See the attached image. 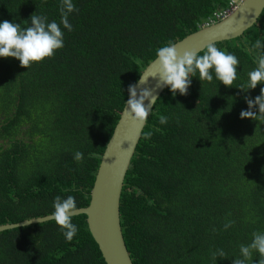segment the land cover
Masks as SVG:
<instances>
[{
	"label": "trees",
	"instance_id": "1",
	"mask_svg": "<svg viewBox=\"0 0 264 264\" xmlns=\"http://www.w3.org/2000/svg\"><path fill=\"white\" fill-rule=\"evenodd\" d=\"M73 2L72 31L63 30L64 47L52 57L29 67L0 57V225L52 214L57 195L86 207L129 86L158 48L200 29L230 0ZM59 6L0 0V21L23 28L35 13L59 24ZM257 39L264 41V12L243 36L215 44L240 61L232 86L193 76L186 95L167 88L155 105L121 197L134 264H233L239 246L264 232V121L240 116L245 97L254 100L264 84L237 87L256 67ZM72 223L71 242L54 220L0 233V264H106L87 217ZM218 249L226 255L213 259ZM259 259L253 251L248 264Z\"/></svg>",
	"mask_w": 264,
	"mask_h": 264
},
{
	"label": "clouds",
	"instance_id": "2",
	"mask_svg": "<svg viewBox=\"0 0 264 264\" xmlns=\"http://www.w3.org/2000/svg\"><path fill=\"white\" fill-rule=\"evenodd\" d=\"M59 11L61 16L59 24L55 20L49 22L46 16L35 13L30 17V26L23 28L15 21H0V57L17 58L24 67L52 57L56 50L64 47L63 30L72 31L73 26L68 17L78 9L73 0H60ZM250 51L256 55V67L247 73V81L237 86L245 92L255 89L258 84H264V41L255 40L250 46ZM155 55L156 61L159 62V83L168 87L173 96L177 93L186 95L193 76H198L202 82H211L215 78L226 86H232L237 79V65L240 64L235 54L222 51L212 43L206 45L203 55L195 49L185 50L181 55L176 44L171 42L158 48ZM152 76L155 77L157 74L152 73ZM143 77L144 75H141V78ZM128 93L126 107L130 109V114L135 121L145 122L152 109L145 104V100L151 99L152 103H155L157 98H153L152 93L147 89L143 90L138 98L135 84L129 86ZM245 100L249 108L241 111V118L250 117L264 121V87H261L260 94L254 100L247 96ZM159 123L167 124L168 117L159 116ZM74 159L80 162L83 159V153L76 151ZM52 207L51 219L60 227L65 240L71 242L78 232L77 226L72 223V217L77 210L75 198L71 195L66 198L57 195ZM231 225V221L226 223L225 230ZM253 251L260 256L258 264H264V232H254L250 244L239 246L240 257L235 258L233 264H248L252 259ZM225 255L222 249L212 253L213 259L225 257Z\"/></svg>",
	"mask_w": 264,
	"mask_h": 264
},
{
	"label": "water",
	"instance_id": "3",
	"mask_svg": "<svg viewBox=\"0 0 264 264\" xmlns=\"http://www.w3.org/2000/svg\"><path fill=\"white\" fill-rule=\"evenodd\" d=\"M264 12V0H243L237 8L225 18L215 23L206 24L200 29L177 41L176 46L182 55L185 50L195 49L198 53L206 50L209 43L217 44L239 38L252 28ZM152 73L157 76L153 77ZM143 78L136 85L137 97L147 89L157 98L145 100L151 113L145 122L135 121L126 103L106 148L96 174L90 201L86 207L77 208L76 214L87 217L88 228L101 249L106 264H134L127 247L121 221V197L126 176L133 158L147 128L148 120L168 87L159 83V62L156 58L143 70ZM129 99V97H128ZM127 99V100H128ZM29 220H31L29 222ZM52 221L51 214L26 219L24 221L0 225V233L19 227Z\"/></svg>",
	"mask_w": 264,
	"mask_h": 264
},
{
	"label": "built area",
	"instance_id": "4",
	"mask_svg": "<svg viewBox=\"0 0 264 264\" xmlns=\"http://www.w3.org/2000/svg\"><path fill=\"white\" fill-rule=\"evenodd\" d=\"M243 0H230L229 2V7H227L226 9H222V10H218L217 12H215L212 16V18L210 19V23H215L217 21H220L221 19L225 18L226 16H228V14L230 12H232L235 8L238 7V5L242 2Z\"/></svg>",
	"mask_w": 264,
	"mask_h": 264
},
{
	"label": "flooded vegetation",
	"instance_id": "5",
	"mask_svg": "<svg viewBox=\"0 0 264 264\" xmlns=\"http://www.w3.org/2000/svg\"><path fill=\"white\" fill-rule=\"evenodd\" d=\"M3 120H4V117H1V118H0V129H1V127L3 126V125H2ZM2 141H3V140H2V136H1V130H0V142H2Z\"/></svg>",
	"mask_w": 264,
	"mask_h": 264
}]
</instances>
